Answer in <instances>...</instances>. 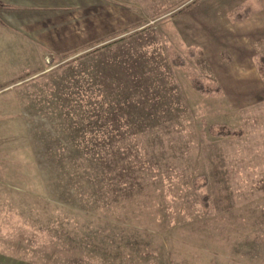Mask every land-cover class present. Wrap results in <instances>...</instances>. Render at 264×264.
<instances>
[{
    "label": "rangeland",
    "instance_id": "374dc122",
    "mask_svg": "<svg viewBox=\"0 0 264 264\" xmlns=\"http://www.w3.org/2000/svg\"><path fill=\"white\" fill-rule=\"evenodd\" d=\"M125 2L142 25L66 58L8 42L0 25V264H264V96L229 102L200 49L178 40L175 18L215 0ZM96 93L113 105L106 123L79 108ZM83 133L112 142L81 154L120 161L102 175L76 162Z\"/></svg>",
    "mask_w": 264,
    "mask_h": 264
},
{
    "label": "crops",
    "instance_id": "0c3cea01",
    "mask_svg": "<svg viewBox=\"0 0 264 264\" xmlns=\"http://www.w3.org/2000/svg\"><path fill=\"white\" fill-rule=\"evenodd\" d=\"M245 2H202L201 8L175 18L178 40L200 49L229 102L256 91L264 96V79L253 61L254 54H264V9L250 8L239 21L226 16ZM139 20L127 10L125 0H0V25L11 27L17 35L14 40L8 37V42L18 37L44 54L59 57L110 43L126 28L142 25Z\"/></svg>",
    "mask_w": 264,
    "mask_h": 264
},
{
    "label": "trees",
    "instance_id": "16d2710c",
    "mask_svg": "<svg viewBox=\"0 0 264 264\" xmlns=\"http://www.w3.org/2000/svg\"><path fill=\"white\" fill-rule=\"evenodd\" d=\"M183 8H184V6L181 7L180 9H178L177 11H180ZM249 11H250V8L248 6H244V7L243 6H237L233 9L229 10L226 13V16L228 17V19L230 21H239V20H242L245 17H247ZM125 30H127V29H125ZM96 49L97 48H94L92 50L94 52H96L97 51ZM67 56H69V54H64L61 57L66 58ZM170 57H171L172 63L175 66L179 67L181 65V61L178 58H176L174 56H170ZM253 61H254V65L256 67V70H257L259 76L262 79H264V54H260V53L254 54ZM98 73H99V71L96 74H98ZM106 74L107 73L104 72L103 76ZM102 81H104V77H103ZM116 82H118V85L121 84L120 80H117ZM134 82H137V81H134ZM189 84H190L191 88H193V90H195L197 92H202V93L207 92L205 90V88L201 85V83L195 78H190ZM215 89L217 91H219V87L217 85H216ZM83 97H84V99L87 98L85 95H83ZM93 97H94L93 98L94 102L92 101L91 105H88L86 107L80 106L79 108H86V111L89 112L88 114H86V116L89 117L87 123H89V120L91 122L93 117H94L96 122H98V120H100V121H102L101 124L106 123V120H108V118H107L108 110L110 109V107L112 108L113 105H111L110 103H107L108 105L105 104L104 106H102L101 105L102 102L101 103L99 102V94L98 93L93 94ZM114 106H116V105H114ZM112 110L113 111L110 113V115H111L110 120L112 121V123H116L119 120V116L117 113H119L120 111H116L114 109H112ZM118 110H120V108H118ZM93 112H95V115L93 114ZM208 130L211 134H213L215 136H221V137L222 136L223 137L224 136L234 137V136H238L242 133L241 130H238L237 132H231L230 129L224 125L217 126V128L215 125H211V126H209ZM83 135H84V133L79 137L71 139L72 144L79 147V151H78L79 153H80L81 148H83L85 146H92V143L94 144L93 140L101 141V145L104 147L108 141V145L111 146L112 140L109 138L108 139L105 138V136H103V135L98 136V137H97V135L90 137V135H88L87 133H86L85 137H83ZM94 146H95V144H94ZM121 146L122 145L120 144V147ZM123 147H129V144H126ZM108 151H110V150H108ZM114 152H118V153H112L111 152V154H110L107 151H105V152L104 151H101V152H98V151L92 152L91 151L89 157L86 156L87 155L86 153H82V154L80 153V155H78L76 157L75 161L82 163L80 165H85V163L89 164L91 162L93 165V169L94 170L97 169L98 172L101 173V175H102V169L105 165L106 166L108 165V167H111L113 165L109 159L112 158V159H114L113 161H115V162L117 160L120 161V151H114ZM114 154H116V155H114ZM85 156H86V158H84ZM107 156H109L110 158H106ZM111 174H113L114 177L111 179V181H109L110 179L107 180L108 178H105L107 183H110V184L116 183V182H114V178L120 177V174L118 172L115 173V171H112ZM200 178L202 179V181L198 182L197 180ZM191 182L195 188L202 187L205 184V176L204 175H197L194 178H192Z\"/></svg>",
    "mask_w": 264,
    "mask_h": 264
}]
</instances>
